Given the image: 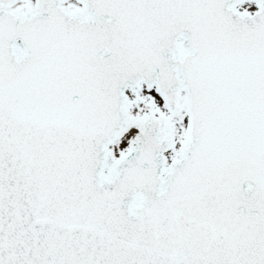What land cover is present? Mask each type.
<instances>
[{"label": "snow or ice", "instance_id": "obj_1", "mask_svg": "<svg viewBox=\"0 0 264 264\" xmlns=\"http://www.w3.org/2000/svg\"><path fill=\"white\" fill-rule=\"evenodd\" d=\"M0 264H264V0H0Z\"/></svg>", "mask_w": 264, "mask_h": 264}]
</instances>
